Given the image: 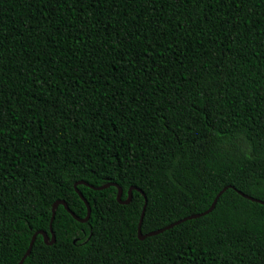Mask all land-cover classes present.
<instances>
[{
    "label": "trees",
    "instance_id": "trees-1",
    "mask_svg": "<svg viewBox=\"0 0 264 264\" xmlns=\"http://www.w3.org/2000/svg\"><path fill=\"white\" fill-rule=\"evenodd\" d=\"M264 264V0H0V264Z\"/></svg>",
    "mask_w": 264,
    "mask_h": 264
},
{
    "label": "water",
    "instance_id": "water-1",
    "mask_svg": "<svg viewBox=\"0 0 264 264\" xmlns=\"http://www.w3.org/2000/svg\"><path fill=\"white\" fill-rule=\"evenodd\" d=\"M79 183H85V184L91 186V187L94 188V189H103V188H106V187H108V186H110V185H116V186L118 187L117 199H118V201L121 202V203H128V202L131 200V198H132V196H133V189H138L139 191H141V192L143 193V195L145 196V203H144V206H143V208H142V212H141L140 220H139V224H138V236H139V238H141V239L145 238V237L148 236V235H154V234L160 233V232H162L163 230H165V229H167V228H170V227H172V226H174V225H176V224H178V223H180V222H182V221H184V220H186V219H188V218L198 217V216H201V215H203V214H206V213L212 211L213 208L215 207V205H216V203H217L219 197L222 195V193H223L227 188H229V187H233V188H235L233 185H225V186H224V187H223V188H222V189L216 194V196H215V198H214V200H213L211 206H210L208 209H206V210H204V211H202V212L195 213V214H192V215L186 216V217H184V218L178 219V220H176V221H174V222H172V223H169L168 225H165V226H163V227H160V228H158V229L151 230V231H149V232H147V233H143V231H142V223H143V218H144V214H145V209H146L147 199H146L145 192H144L141 188H138V187H136V186H131V187L129 188V190H128V197H127L126 199H123V198H122V195H123V188H122L121 185H119V184L116 183V182H108V183H104V184H102V185H98V186H96V185L91 184V183H89V182H87V181H85V180L77 181V182H75V189H76V191L78 192V194L81 196V198H82V199L85 201V203H86V206H87V215H86L85 217H80V216H78V215H77V214H76V213H75V212H74V211L68 206V203H67L64 199H57V200H55L54 203H53V206H52V215H51V221H50V223H51V224H50V228H51V232H52V237H50V235H49L46 231H43V230H39V231H37L36 233H34V235H33V237H32V240H31V242H30V245H29V248H28L27 252L25 253V255L22 257V259H21V260L19 261V263H17V264H22V263L24 262L25 258L30 254L31 249H32L33 244H34V241H35L36 236H37L38 233H41V234L44 235L45 241H46L48 244H52V243L55 242L56 237H55V232L53 231V228H52V223H53V221H54L55 214H56V209H57V207H58L59 204H63V205L66 207V209H67V210H68V211H69V212H70V213H71V214H72L77 220L82 221V222H85V221H87V220L89 219L90 214H91V206H90L89 201L87 200V198L83 195V193H82V192L80 191V189L78 188V184H79ZM238 191H239V193H241V194L244 195L245 197H248V198H250V199H252V200H255V201H258V202L264 203V200H263V199H259V198H256V197H254V196H251V195H249V194H246L245 192H243V191H241V190H238Z\"/></svg>",
    "mask_w": 264,
    "mask_h": 264
}]
</instances>
